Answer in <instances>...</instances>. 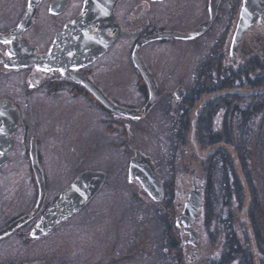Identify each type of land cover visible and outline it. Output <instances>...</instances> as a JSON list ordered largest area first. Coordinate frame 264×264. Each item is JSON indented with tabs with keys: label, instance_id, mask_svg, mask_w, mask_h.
I'll return each mask as SVG.
<instances>
[{
	"label": "flooded vegetation",
	"instance_id": "1",
	"mask_svg": "<svg viewBox=\"0 0 264 264\" xmlns=\"http://www.w3.org/2000/svg\"><path fill=\"white\" fill-rule=\"evenodd\" d=\"M84 9V18L74 23ZM242 18L246 25L237 37ZM70 23L75 27L66 35ZM170 49L196 55L190 60L169 61L165 52ZM124 50L125 61L117 57ZM200 51L207 52L202 59ZM262 52L264 0H0V102L13 111L6 119L1 117L5 109L0 110V127H7L0 133V264H129L134 255L122 250L124 243L140 245L150 261H145L147 264H156L158 259L168 264L163 263L167 251L175 264H254L242 241L236 242L238 246L232 244L237 237L228 233L230 225L226 224L214 248L218 220L215 208L207 210L204 185H200L203 201L194 220L181 218L195 178L191 175L185 180L182 190L164 187L153 157L129 142L140 137L143 127H193L191 106L200 92L185 85L223 82L235 71L231 68L242 71L261 65ZM149 78L156 92L144 108L151 95ZM125 83L132 84V89H125ZM63 99L69 104H60ZM74 102L91 110L97 123L91 119L86 127H100L105 148L110 145L118 154L130 152L122 173L115 175L121 176L118 179L126 187H116V182L113 185V170L103 166H84L83 162L68 176L61 174V169H50L46 153L57 135V152L71 143L73 150H85L86 146L89 150L91 146L88 134L71 136L75 133V121L71 124ZM220 110H216L212 127H222L216 118ZM88 136L89 145L85 140ZM174 148L169 149L173 154L167 155L170 159L179 151ZM215 151L208 155L211 171L231 182V159ZM140 155L149 157L157 171L162 186L159 199L130 173L131 161ZM242 157L245 190L250 189L257 198L255 206L262 211L263 157L256 175L249 158ZM18 162L23 163L21 185L16 171L10 170L11 164ZM68 164L61 167L63 173ZM87 170L103 173L87 201L76 209L57 205L73 181ZM108 182L115 187H105ZM111 194L124 195L128 203L119 206L120 214L107 230L101 221L108 214L95 199ZM231 202L229 198L224 209L231 211ZM77 221L84 223L88 233L97 232L99 238L95 239H101L108 249L92 255L95 250L88 242L90 259L84 260L81 252L70 246ZM261 221L250 222L258 260L264 264ZM12 242L22 252L10 250L7 244ZM231 248L241 252L232 257Z\"/></svg>",
	"mask_w": 264,
	"mask_h": 264
},
{
	"label": "rangeland",
	"instance_id": "2",
	"mask_svg": "<svg viewBox=\"0 0 264 264\" xmlns=\"http://www.w3.org/2000/svg\"><path fill=\"white\" fill-rule=\"evenodd\" d=\"M193 52L191 51H185L183 53H178L174 50H168L167 52H165V54H167V59L170 60H185L186 58H188L189 60L193 58L195 54H192ZM207 53V52H206ZM205 52L200 51V59H202L205 54ZM263 56V62L261 65L253 67V66H248L245 70L249 71L252 74H256V75H260L261 77H264V52H262ZM126 51L124 50L123 54L118 55L117 57L120 59H126ZM181 55V56H180ZM185 56V57H184ZM125 63V62H124ZM232 70H238L237 68H231ZM124 70H126V68H124ZM211 71L213 72V70L211 69ZM174 72V71H173ZM186 72V69H185ZM215 84H220V82H216ZM214 85V83H210V84H187L185 85L186 88L189 87L192 88L194 87L196 89L195 92H200V97L195 101V103L191 106L192 111L190 116L192 117V114L195 112V108H197V105L200 104L201 101H203L204 99L208 98L209 92L208 89L212 88V86ZM132 84H127L125 83V89L127 90H131L132 88ZM200 87H206L204 90H198ZM237 90H241V91H247L249 89L246 88H236ZM207 96V97H206ZM251 100L247 99L245 101H240L238 102V104H236V108L235 105H233V111L236 112L237 115V120L238 122H242L245 121V118H242V114L243 112H240L239 109H245L248 107V105L252 106L253 108H257L259 107L258 104H260L262 102V99H258L255 100V102H250ZM60 104H69V101L66 100H62ZM74 105H76V112L74 113L73 121H71V124L74 123L75 127V133L72 132L71 130H69V132L71 133V136L73 137H77V133L81 134V136H87V134L90 136V140H91V146L89 147V150H91V152L88 149V146H86V149H77L73 150V146H71V144H69L70 146H65L63 148H60L59 152H57L58 149V142L60 140L59 135H57L54 139H53V143L50 147V149H48L47 151V156H50V169L52 170H56V169H61V174H64L65 176H68V172L72 171L73 167H77V166H81L84 163V166L86 165H90L91 167H97V166H103L105 168H111L112 171V178L110 181H113V185L115 184V182L118 184L116 187H126V185L124 184L123 180L118 179L119 177L117 173H122L121 171L122 168L125 165V162L127 160V155H130L124 151L123 154H118L113 148L112 146H108L107 148H105L107 145L106 143H103V140H106L105 137L103 135H101V133L99 132L100 127H94L93 125H90L91 127H86V124L91 120V123H97L94 116H92L93 113H91V110L86 108L85 106H82L81 104L74 102L72 103ZM208 104V103H207ZM263 105V104H262ZM81 106V107H80ZM257 106V107H256ZM56 107H58V105H56ZM61 108V107H60ZM60 108H58V111H60ZM79 108V109H78ZM261 108V107H260ZM248 109V108H247ZM232 111V110H231ZM55 114V113H54ZM244 114V113H243ZM264 112L260 111L258 113V115H256L257 117L254 116V119L251 121L252 126L251 127H255L259 130H262L264 128V117H263ZM194 117V116H193ZM216 118H220V113H217ZM54 120V119H53ZM218 120V119H217ZM242 120V121H241ZM54 122V121H53ZM250 122H248L249 124ZM70 124V126H71ZM233 124H236L233 123ZM93 126V127H92ZM238 126V124H237ZM189 127V126H188ZM233 127H236L235 125H233ZM67 128V127H66ZM217 128V130L219 129V132H222V129H220V127H214V129ZM144 129V130H143ZM142 133L140 132V137L138 136V138H136L135 140H132L130 143V145L132 146H138L140 145L141 151L145 152L148 155H151L153 157L154 160V164L157 168V170L160 172L159 176L161 181L163 182L164 187L166 188H178V190H182L185 188V180L189 179L191 175L195 178V182L194 180H192L193 184H196L200 187V185H204V191L206 192L205 189V185L206 184H210L213 183V185L217 182L220 177L217 174H214L211 169H212V165L210 162V157H208V155H210L211 151L216 150L215 153H217L218 151H221L220 154L222 157H229L233 163V165H231L232 169V174L234 176V179H236L237 183L239 184V189H241L240 194L237 196V191L234 192L232 199V202L230 204V210H226L224 209V206H220L217 205L215 206L213 204L211 211L213 210V208H215V215H216V219L218 220V225L217 228L215 230V243H213V246L215 248V246L217 247L219 244L220 239L223 236V229L226 227L227 225H230V230L228 229V233L230 232L231 237H234V235L238 238L233 239L234 243L236 242H240L242 241V246L244 248H248V255L252 258V260H254V264H260L259 256H258V252L256 251V245L253 242L252 238L254 237V229L252 228L251 222L250 221H254L257 220L258 222H260V220L262 219V221H264L263 216H264V208L262 209V211H260V207L259 206H255V201L257 198H255L254 194H252V192L249 189V192H246L245 189L246 188V184H243V177L241 175L242 172V161H241V157L239 155H237L236 151L233 149L231 144H227L223 137L221 138L222 140L218 143H216L214 146L213 144H211L209 142V144L205 145L201 142H198L196 137H195V132L191 131V127L188 129V131H184L183 127H143L141 129ZM68 131V129H67ZM99 134V135H98ZM193 135V141L191 136ZM89 136L88 139H85L86 141H88V145H89ZM73 137L71 138V140H69L70 142H72ZM180 137L184 138V140H182V142L180 141ZM57 138V139H56ZM82 140H84V138H81ZM78 141V139H76ZM177 140V141H176ZM176 141V143H175ZM182 143V144H181ZM197 144V147L194 146ZM211 144V145H210ZM256 144V143H253ZM178 148V153L176 154V156H173L172 159H170L167 155L171 156L173 155L171 152H169V149H175L174 147ZM260 146V145H259ZM259 146H252V149L249 151V155L248 158L251 161L249 163L250 169L252 170L253 174H259V170L256 168L257 164L259 165L261 159L263 157V162H264V150L261 151V147L260 149L258 148ZM219 147V148H217ZM235 148V147H234ZM258 148V149H256ZM62 149V150H61ZM219 149V150H218ZM172 150V151H173ZM263 152V156H260L261 153ZM198 153V154H197ZM216 154V155H218ZM178 155V156H177ZM256 162V163H255ZM69 163L71 165L68 164V167L64 172V168H61L64 166V164ZM21 167H23V163L18 162L17 164H11L10 166V170L12 171H16L15 173L18 174L17 179L20 181L21 183L23 182L22 177H20L19 173L21 171ZM121 169V170H120ZM23 170V168H22ZM261 172V170H260ZM263 172V171H262ZM21 175H23V179H24V171L20 173ZM116 175V176H115ZM233 182V180H231V183ZM192 184V185H193ZM21 185V184H20ZM110 182H108L105 187H115L113 186ZM191 185V186H192ZM22 188V186H20ZM192 188V187H191ZM216 189V188H215ZM208 190V189H207ZM243 191H245L246 193L244 194ZM179 192V191H178ZM208 193V191H207ZM179 195H181V193L179 192ZM209 195V194H208ZM241 195V196H240ZM234 198V199H233ZM261 203H264V193L262 194L261 198ZM98 200V201H97ZM95 199V203H100L102 204V206L104 207V209L106 210V214H108L107 217H103V220L101 221L102 224L106 227L107 230H109L110 228V224L111 222L115 221V218L117 214V210L119 209V206L124 207L123 205L127 204L128 201H126V197H124V195L122 194H111V195H103L100 196L99 199ZM228 203V200L226 201ZM260 211V212H259ZM225 213H226V217H225ZM262 216V217H261ZM101 217V218H102ZM76 221V220H75ZM261 221V222H262ZM127 222V221H126ZM76 226L73 227V231L75 233V236L73 237V239H71V243L70 246L72 249H77L79 252H81V256L84 257L85 259H90L87 258L88 255L91 254V252L88 250V247L86 246L87 243L89 244V247L92 248L93 250H95L92 255L96 254L99 255L101 254V252H103L105 250V248H107L106 246H104V243H102L101 239H95V238H99V234L97 232H91L88 233L86 226H84V223L80 224V221H77ZM88 224L87 221L85 222V225ZM117 225V223H116ZM262 229L264 231V223L262 222ZM126 226V225H125ZM91 227V231H92ZM227 228V227H226ZM90 236H92L91 238H89ZM89 239V240H88ZM95 239V240H94ZM141 242V241H140ZM93 245V246H90ZM8 247L10 246V250H14L17 251L16 249H18V245L17 243H8L7 244ZM207 246V244H205ZM213 246H211L210 249L213 248ZM236 246H238V244H236ZM7 247V250H8ZM108 249V248H107ZM141 246L140 245H136L134 247L133 244H127L124 243L123 244V251H127L129 252L131 255H134L133 260L129 261V264H147L145 261H148L147 259V255L142 254L141 252ZM18 252V251H17ZM22 252V251H20ZM18 252V253H20ZM166 253H168V257H166ZM208 254V252H207ZM171 253L170 251L164 252L163 254V263H168V264H175L174 263V257L170 256ZM215 255H218V249L215 253ZM240 255V254H239ZM239 255H236L239 256ZM247 255V256H248ZM156 256V255H155ZM218 257V256H217ZM150 262V261H148ZM156 264H161V260H156L155 261ZM149 264V263H148ZM214 264V263H213ZM248 264H252L251 261H248Z\"/></svg>",
	"mask_w": 264,
	"mask_h": 264
},
{
	"label": "trees",
	"instance_id": "3",
	"mask_svg": "<svg viewBox=\"0 0 264 264\" xmlns=\"http://www.w3.org/2000/svg\"><path fill=\"white\" fill-rule=\"evenodd\" d=\"M263 86L264 77L252 74L249 71L245 73V69L242 71L238 69L236 70V72L232 71V73L230 74V78H227V80L220 82V84L214 83L212 88L208 89V92L209 94H212L221 90H229L236 88H246L249 90H253ZM247 99L251 100L252 102H255V100L258 99H262V102L258 104L259 107L256 106L257 108H253V105H248V109H239L240 112L244 113H241L243 115L242 118H245V121L241 120L242 122L240 123L236 118V112L233 111V105H235L236 108V104H238V102L242 100L245 101ZM219 108H221L219 113L220 124L222 126L220 127V129H222V132H219V129L217 130V128H215L214 130V127H212V120L215 117V113L217 112L216 110H218ZM260 111L264 112V92L250 96H240L235 93H225L214 98L211 102L204 106L200 115L197 118L196 127L194 130L195 137L198 142H201L205 145L209 144V142L211 144L218 143L222 140L221 138L223 137L224 141L227 144L232 145L233 149L236 151L237 155L241 157V159L243 158V155L248 157L249 151L252 149V146L254 147L260 145L258 148L260 149L261 147L262 150H260H264V128L262 130H259L255 127H251V121L254 119V116L257 117L256 115H258ZM235 122L236 124H233ZM248 122L250 123L248 124ZM233 125H235L236 127H233ZM183 128L186 132L190 127ZM182 140H184V138L180 137L181 142ZM220 152L221 151H218L216 154ZM218 155L221 157L220 154ZM260 156H263V152ZM219 176V179L217 181H214L217 182L214 185L213 183H208L205 185V200L206 205L208 206L207 210H211L213 204L215 206H224L227 203L226 201L229 198H232V195L230 193L234 190L237 191V195L240 194V190H238L239 184L237 183L236 179H234V176L232 177V183L227 179V177L225 179L224 177H221V175ZM250 181L253 182L252 179H250ZM231 188H233L234 190H232ZM232 244L236 245V243L234 242H232ZM240 252L241 251L238 248H231L232 257H234L236 253L238 254Z\"/></svg>",
	"mask_w": 264,
	"mask_h": 264
},
{
	"label": "water",
	"instance_id": "4",
	"mask_svg": "<svg viewBox=\"0 0 264 264\" xmlns=\"http://www.w3.org/2000/svg\"><path fill=\"white\" fill-rule=\"evenodd\" d=\"M85 12H86L85 9L81 11L79 15L80 18H76L74 23L78 22L79 20H82V18H84ZM74 23H70L67 25V29L65 30L66 35H68L72 31V29L75 27ZM245 25H246V20L245 18H242L240 21V27L236 34L237 37L240 36ZM150 80L151 79L149 78L148 86L150 88L151 95L144 108L149 106L155 97V92H156L155 85L153 82H150ZM263 92H264V86L257 88V89H253V90H247V91L229 89V90H221V91L213 93L211 96L204 99L200 103V105L196 108L195 115L192 119V126H193L191 127L192 134L195 130L194 124H195V120L197 116L200 114V109L204 107L205 105H207V103L210 100L220 95H223L225 93H235L240 96H250V95H256V94L263 93ZM5 105L6 104H3L0 102V110L5 109L4 112L6 113L5 114L3 112L1 117L7 119V117L10 115V112H13V111L8 104L6 106ZM4 129L7 130V127H0V133H2ZM191 138L193 141V135L191 136ZM130 173L131 175H136L138 178H140L142 184L146 188L152 191V196L154 198L159 199L161 197L162 186L159 181L157 171L155 170V167L152 164L149 157L140 155V156H137V158H134L130 164ZM102 179H103V173L101 171L87 170V171L82 172L73 181V183L68 187L66 192L62 194L61 198L57 202V205L58 204L63 205V206L66 205L70 207V209L78 208L79 206H81L87 201L89 196L92 194V191L99 186ZM202 201L203 200H202V194L200 191V187L196 184H193L192 189L189 192V196L187 200L185 201V206H184V210H183V214L181 218L186 219L187 221L189 220V222L191 220H194V218L196 217L195 212L202 205ZM44 223L45 222H43V224Z\"/></svg>",
	"mask_w": 264,
	"mask_h": 264
}]
</instances>
